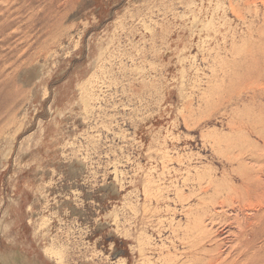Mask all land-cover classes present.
I'll use <instances>...</instances> for the list:
<instances>
[{
  "label": "rangeland",
  "instance_id": "374dc122",
  "mask_svg": "<svg viewBox=\"0 0 264 264\" xmlns=\"http://www.w3.org/2000/svg\"><path fill=\"white\" fill-rule=\"evenodd\" d=\"M259 30L260 0H0V264H245Z\"/></svg>",
  "mask_w": 264,
  "mask_h": 264
},
{
  "label": "bare ground",
  "instance_id": "6f19581e",
  "mask_svg": "<svg viewBox=\"0 0 264 264\" xmlns=\"http://www.w3.org/2000/svg\"><path fill=\"white\" fill-rule=\"evenodd\" d=\"M260 4L264 5V0H260ZM259 32L261 34L256 33V37L258 39H264V31L262 32L259 30ZM253 38V34H248L249 41H251ZM244 49L245 56H253L252 58H254L256 56L264 55V46L256 48L247 47ZM258 87L261 92V96H264V76L261 79V83ZM259 111H264V108L262 109L260 107ZM256 122L260 126V132L257 133V136L264 141V117L257 119ZM255 174L258 176L255 179L249 177L243 180V177L241 176V181L246 189L245 197L243 199L245 200V202H243L242 205H239L238 209L242 212H247L249 214L244 217L241 223H239L240 228L238 230L239 232L237 237L238 247L236 248L235 256L238 254L239 248L248 243L246 253L249 255V259L246 261L245 264H251V261L253 260L252 256H254L253 251H255L254 248L256 243L258 241H262L264 243V168H258ZM202 234H204L203 231ZM239 255H241V253ZM225 259L226 258H222L220 253L216 251V254L209 256L208 261L205 264H224Z\"/></svg>",
  "mask_w": 264,
  "mask_h": 264
}]
</instances>
